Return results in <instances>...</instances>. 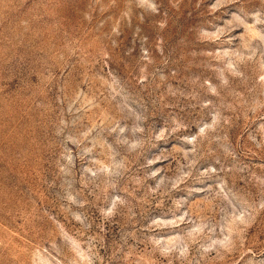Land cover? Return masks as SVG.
<instances>
[{"label":"rangeland","instance_id":"obj_1","mask_svg":"<svg viewBox=\"0 0 264 264\" xmlns=\"http://www.w3.org/2000/svg\"><path fill=\"white\" fill-rule=\"evenodd\" d=\"M0 264H264V0H0Z\"/></svg>","mask_w":264,"mask_h":264}]
</instances>
